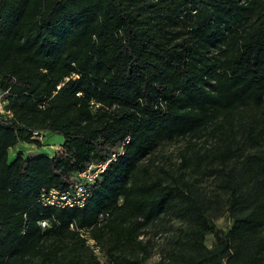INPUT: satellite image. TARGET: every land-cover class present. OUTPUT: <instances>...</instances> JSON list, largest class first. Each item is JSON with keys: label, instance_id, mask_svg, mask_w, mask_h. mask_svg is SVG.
<instances>
[{"label": "trees", "instance_id": "1", "mask_svg": "<svg viewBox=\"0 0 264 264\" xmlns=\"http://www.w3.org/2000/svg\"><path fill=\"white\" fill-rule=\"evenodd\" d=\"M0 94L12 114H0V264H81L80 229L115 264H145L123 248L168 215L187 228L162 264H264V119L241 140L234 125L264 108V0H0ZM213 126L224 138L206 162L224 177L228 233L185 181L203 158L184 155L177 176L142 164L162 139ZM34 131L62 134V149L10 160ZM237 140L259 150L228 168ZM122 145L84 208L40 202Z\"/></svg>", "mask_w": 264, "mask_h": 264}, {"label": "rangeland", "instance_id": "2", "mask_svg": "<svg viewBox=\"0 0 264 264\" xmlns=\"http://www.w3.org/2000/svg\"><path fill=\"white\" fill-rule=\"evenodd\" d=\"M264 119V108L248 107L240 109L234 120L238 139L241 140L242 126L254 124L256 121ZM230 132L226 131L229 135ZM225 135V136H227ZM32 136L29 142L21 141L10 149V160L22 155L25 158H34L41 155H53L62 149L64 136L53 132H44L42 136ZM220 133L215 127L195 135L180 137L173 141L162 139L158 147L142 160V164L153 162V170L160 172L162 169L172 171L177 176L187 170L185 181L188 180L193 187L195 194L207 205L210 206L211 218L217 228L228 233L233 225V219L227 212V198L229 194L224 186L222 174H212V166L206 159L208 153L220 141ZM224 138V136L220 137ZM219 139V140H218ZM235 147H240L236 158L229 164L228 168L239 166L241 160L247 154L256 152L259 148H246L241 142H235ZM184 155H198L203 158V165L199 171L194 166L182 170L181 162ZM218 166L217 164H215ZM215 167V166H214ZM218 168H221L218 167ZM187 225L185 220L174 215H168L157 220L150 226L143 229L138 238L141 245L124 246L123 250L127 257L131 259H144L145 264H162L168 262L171 254L177 247V240L184 234ZM205 243L209 248H215L217 241L213 234L209 233L205 237ZM98 247L83 250V260L81 264H115L113 257L109 253L110 244L107 240L98 242Z\"/></svg>", "mask_w": 264, "mask_h": 264}, {"label": "built area", "instance_id": "3", "mask_svg": "<svg viewBox=\"0 0 264 264\" xmlns=\"http://www.w3.org/2000/svg\"><path fill=\"white\" fill-rule=\"evenodd\" d=\"M7 101L3 94H0V114L12 115L10 111L6 110ZM42 131H34L33 137L42 136ZM129 142V138L125 143ZM124 145L117 151H113L106 159L99 162H91L87 164L84 170L78 172L72 179L70 186L64 190L50 189L43 190L40 197V202L44 206H52L59 208H84L93 196V187L101 179L102 175L107 171L111 163L118 160L124 154ZM103 217V216H101ZM42 228L50 226V222L46 219L40 221ZM73 228L74 226L71 225ZM81 235L86 238L87 244L95 248L98 247L96 240L93 239L89 233L84 230H78Z\"/></svg>", "mask_w": 264, "mask_h": 264}, {"label": "crops", "instance_id": "4", "mask_svg": "<svg viewBox=\"0 0 264 264\" xmlns=\"http://www.w3.org/2000/svg\"><path fill=\"white\" fill-rule=\"evenodd\" d=\"M46 133V132H45ZM63 142H64V140H63ZM63 144V143H62ZM54 155V154H53ZM53 155H49V156H53Z\"/></svg>", "mask_w": 264, "mask_h": 264}]
</instances>
